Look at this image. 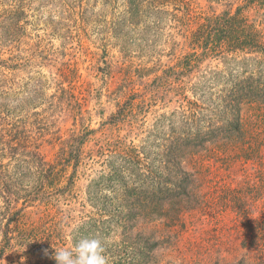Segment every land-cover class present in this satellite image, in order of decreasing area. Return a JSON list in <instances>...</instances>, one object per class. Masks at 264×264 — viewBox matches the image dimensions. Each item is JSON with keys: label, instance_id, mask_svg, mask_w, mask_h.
Masks as SVG:
<instances>
[{"label": "trees", "instance_id": "trees-1", "mask_svg": "<svg viewBox=\"0 0 264 264\" xmlns=\"http://www.w3.org/2000/svg\"><path fill=\"white\" fill-rule=\"evenodd\" d=\"M122 1V25L153 18L159 28L164 14L179 18L181 47L191 51L118 103L100 128L72 131L53 161L37 153L34 199L49 205L75 198L78 168L100 166L86 187L96 216L81 219L78 233L119 239L112 253L105 246L109 264H162L161 248L177 253L167 264H264V0H226L224 10L204 17L190 0ZM213 59L226 68H214ZM154 106L166 109L147 126ZM105 125L111 133L98 140ZM137 129L146 133L142 144L131 138ZM114 130H127L125 140ZM0 183L5 202L18 204L13 180ZM36 237L21 232L23 251L56 264L55 251L42 250ZM13 239L5 233L0 258Z\"/></svg>", "mask_w": 264, "mask_h": 264}, {"label": "rangeland", "instance_id": "rangeland-1", "mask_svg": "<svg viewBox=\"0 0 264 264\" xmlns=\"http://www.w3.org/2000/svg\"><path fill=\"white\" fill-rule=\"evenodd\" d=\"M111 1L0 0V164L4 165L0 178L4 182L11 178L20 192L18 204L8 205L0 188V250L5 233L14 238L0 264H46L43 258L23 251L21 232L33 231L36 242L50 254L55 248L74 247L80 239L81 219L96 216L97 208L86 200V187L101 167L80 166L75 198L46 205L34 199L40 193L36 154L53 161L60 142L72 131L83 126L100 128L117 111L118 103L133 91L140 92L144 82L191 51L181 47L184 25L179 18L164 14L159 28L151 25L153 18L126 26L119 21L124 2L115 0L113 7L108 5ZM218 1L190 0L194 14L203 17L226 8V0ZM20 9L25 14L15 17L10 12ZM246 14L253 17V11ZM211 65L226 68L220 59H213ZM61 86L71 89L76 98L62 92ZM74 102H80L81 110ZM165 109L152 107L147 126L153 124L155 112ZM104 128L108 130H100L98 140L106 137L103 133H111L109 125ZM142 131L137 129L131 137L136 144L146 137ZM114 132L125 140L127 130ZM93 146L88 144L86 150ZM18 208L22 210L15 215ZM11 217L15 220L7 227ZM48 230L50 235L45 236ZM101 239L109 254L116 249L113 241H119ZM156 254L162 264L177 255L163 248Z\"/></svg>", "mask_w": 264, "mask_h": 264}, {"label": "clouds", "instance_id": "clouds-1", "mask_svg": "<svg viewBox=\"0 0 264 264\" xmlns=\"http://www.w3.org/2000/svg\"><path fill=\"white\" fill-rule=\"evenodd\" d=\"M56 264H109L104 241L97 235L81 237L72 248L56 249Z\"/></svg>", "mask_w": 264, "mask_h": 264}]
</instances>
